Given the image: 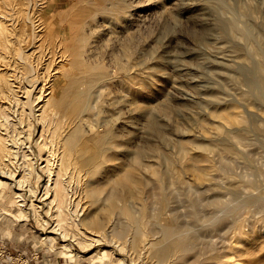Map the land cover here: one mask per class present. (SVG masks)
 <instances>
[{
    "label": "rangeland",
    "instance_id": "374dc122",
    "mask_svg": "<svg viewBox=\"0 0 264 264\" xmlns=\"http://www.w3.org/2000/svg\"><path fill=\"white\" fill-rule=\"evenodd\" d=\"M54 1L56 0H0V11L15 19H34L33 29L43 30L47 43H58L63 53H67L66 62L60 67L61 73L54 79L55 90L51 97L53 108L58 111V115L55 122L49 123L47 127H59L64 141L67 142H64V145L76 166L72 165L75 167L72 169L81 177L79 186L78 182L76 183V189L78 193L83 192L81 195L79 193L81 202L79 200L78 203L82 205L84 216L95 215L108 221L110 215L120 212L117 222L120 223L123 215L126 217L123 221L128 218L129 222L122 221V226L114 223L116 228H113L116 231L113 229V232L114 235L120 233L126 237L127 227L131 223V216L124 212L125 207L129 208L127 204L135 214H138L136 210L139 209L137 203L150 213V207L148 206V209L146 205L154 198L153 191H157V187L153 189L151 186H141L139 191L146 192H140L137 197L134 194L130 196V191L138 187L130 182L128 185L131 189L129 188V191L125 186V190L129 191L126 192L124 186H120L122 175L129 169L134 170L133 175L139 179L154 177L155 180L152 173L154 170H162L160 173L166 171L171 177L176 170V173H181L185 182L191 183L198 182L199 178L195 177L199 167L207 174L217 171L225 175L219 167L220 164L216 162L218 155L213 151L209 152L211 155L201 154L196 146L214 142L212 139L223 134L217 126L224 125L221 114L228 109H235L244 117L247 116V110L254 112L258 130H247L241 148L248 151L253 166L260 169L255 171L248 165L241 164L244 165L242 167L235 164L227 174L231 173V176L238 178L237 186L243 197H250L252 193L254 197L260 191L264 192V132H260V128L264 127V106L255 100L253 102L246 89L247 85L223 77L221 74L229 71L209 62L215 54H236V51L231 52L224 48L223 43L226 41L213 26L216 10H205L203 0H63L64 3L59 6H55ZM184 3L187 6L181 8ZM247 3L254 7L255 19H260V23L264 24V0H245L243 4ZM104 6H108L111 12L101 13ZM198 8L202 9V12H199L201 16H210H206L208 22L205 16L203 22H200L202 17L200 19ZM128 12L130 14L127 16ZM39 21L42 25H39ZM113 23L116 25H112ZM205 27L208 29L205 30ZM210 28L215 29L211 34L208 33ZM11 38L15 39V35ZM219 45L223 46L222 50ZM7 47L0 44V68L5 67ZM64 49L67 51L64 52ZM21 68V76L27 73L34 77L39 72V69H36L32 74L31 68H23L18 63L19 71ZM215 84L221 88L219 94L215 90L212 91ZM214 94L221 96L218 103L211 98ZM11 104L13 115L9 110L11 118L8 130L16 137L17 132L13 131V124L18 122L19 105L15 101ZM151 120H156L154 127L151 126ZM65 129H68L67 133L64 132ZM143 160L146 162L143 163ZM157 161L159 162L156 163ZM212 163L215 164L209 166ZM244 169L255 171L253 175L256 177L253 178V175L248 173H245L244 177H238L237 172H245ZM183 174H186L185 177ZM254 179L258 184L255 183V189L249 184V181ZM29 180L34 187L43 183L39 180V184L38 180L31 176ZM104 184L107 185L104 187ZM23 188L28 189L26 186ZM91 191L96 195H92ZM111 192L115 195L114 205H110L108 198ZM26 193L29 198L30 193ZM235 200L232 201L233 204H238ZM16 204L13 192L9 188H0V264H74L70 263L69 257L61 253V239L44 242L41 239L43 234L40 233L41 221L31 211L16 215L19 212ZM122 205L124 211H120L122 209L119 207L122 208ZM46 217L51 220L50 216ZM163 218V222H168L166 215ZM224 221L228 226V231L222 238L228 243L224 248L225 252L220 251L216 244L213 246L214 250L209 248L208 244H201V259L216 264H264V200H255L244 207L240 206ZM109 239H101L98 244L94 242L91 248L94 249L98 245L112 248L109 260L123 255L128 264L143 263L137 255L134 257L127 248L122 250ZM73 245L77 251L84 249L75 240ZM210 249L215 253H211ZM91 252H85L87 254L81 258V264H90ZM81 253L82 251L78 255ZM6 256L11 258L7 260Z\"/></svg>",
    "mask_w": 264,
    "mask_h": 264
},
{
    "label": "bare ground",
    "instance_id": "6f19581e",
    "mask_svg": "<svg viewBox=\"0 0 264 264\" xmlns=\"http://www.w3.org/2000/svg\"><path fill=\"white\" fill-rule=\"evenodd\" d=\"M197 1L199 2V0ZM244 1L245 0H243V2H241V0H203L205 10L217 11L215 16H213L215 18L213 26L218 29L220 32L218 34L226 41V43H223L225 44L224 48L231 52L236 51V54H215L212 58H210L211 56L209 55L211 59L209 62L227 69L229 73L221 72V75L235 81H240V83L243 82L245 86H248L246 89H248V94L253 98V102L255 100L264 106V24L262 21V23H260V19H255L253 12L254 7L249 5L250 2H248L249 4H243ZM184 2H186V0ZM63 3L64 1L62 0L60 4ZM190 4H192V1ZM190 4L188 2L189 6ZM55 6H59V4ZM185 6L187 5L184 3V6L181 5V8ZM201 10L198 8L197 12L200 14V19L202 17L200 22H203L205 15L201 16V13H199ZM178 11L179 9H177V12ZM100 12L104 14L111 12V10L108 9V6H104ZM129 14L130 12L127 13V16ZM206 16V19L210 17L209 15ZM213 17L211 16V18ZM14 19L15 18L8 15V13L0 11V44L8 46V53L7 56H5L8 60L6 58L5 67L0 68V131H3L0 132V188L2 190L9 188L13 192V197L19 209L16 215L20 216L21 213L31 211L41 221L40 224L42 227L40 228V233L43 234L41 239L44 240V242L61 239L60 242L62 243L59 246L61 253L69 257L70 263L74 264H81V258L84 254H87L85 252L88 251H92L90 264H128L123 255L109 260L112 252V248L110 247L98 245L94 249L91 248L92 243L97 242L98 244L101 239L104 240V238H110L109 240L113 241L122 250L127 248L131 254H134V257L137 255L144 264H216V262L201 259L199 245L208 244L209 248L212 247L214 250L215 247L213 248V246L216 244V247H218L220 251H224V248L227 247L228 244L222 239L228 231V226L224 219L234 213L240 206L244 207V205H248L251 202L253 203L255 200H264V192L261 191L257 196L253 197L252 193L250 197H248V195L246 196L247 198L243 197L240 188L237 186V183H239L238 178L233 177L234 175L231 176V173L227 174L235 164H245V166L248 165L253 170L259 168L253 166L252 158L248 155V151L241 148L247 130L254 128L258 130L254 112L247 110V116L244 117L240 115L237 110L228 109L221 114L224 125L217 126L218 129L222 130L223 134L217 138H211L214 142H209L208 144H202L200 142L201 144L196 146L200 151L196 149L195 151H199L201 154L207 155L210 154V151H213L215 155L217 154L218 158L216 162L220 164L219 167L222 169V173H226L225 175H221L217 171H211V173L208 172L209 174H207V172H204V170L199 167L197 176L196 174L194 175L196 176L195 178H199V180L197 183H191L188 181L185 182L181 173H176V170V174L173 172L171 177L166 171L160 173L162 170L158 172V170L156 171L152 167H147L154 170L152 173L156 180L154 177L139 179L133 175L134 170L130 169L126 170L124 174L120 172L123 174L120 186H124V191H126L125 186L128 187V190L129 188L131 189L128 185L130 182L138 187L136 190H129L130 196L131 194L139 196L141 192L139 188L141 186H151L153 189L157 187V191L154 189V198H152L150 202L147 200L149 205L147 204L146 206L150 207V209L148 207L150 213L147 212L146 208L139 207L140 204L138 203L139 209H135L138 211V214L132 212V208L130 209L127 203V207L129 208L125 207L124 211L123 207L125 202H123L124 205H122V208L119 207L122 210H119L127 212V215L131 216L132 224L130 223V225L128 223V233L126 237L121 236L119 232V234L114 235V223L117 222L120 212L113 216L110 215L111 217L108 221L103 218H97L95 215H92V217L84 216L82 205L78 203L79 200L81 202V199L78 198L79 193L81 195L83 192L78 193L76 189V183L81 177L72 169L76 166L74 160L70 156L71 154L69 155V151L67 152V147L64 145L66 141H64L62 137L63 133H60V129L57 126L47 127L58 115V111L53 108L51 97L55 90L54 79L59 72L61 73L60 67H62L61 65L63 62H66L67 53H63L60 44L55 42L50 44L47 43L48 41L46 42L43 36L44 34L42 33L43 30H40V28H38V31L33 29L35 26L34 19L23 17ZM38 23L42 25L41 21ZM203 24L205 25V23ZM10 25H12V27H10ZM112 25L116 24L113 23ZM127 25H129V23ZM205 26H207V24ZM207 29L208 28L205 30ZM210 29L208 33H212L213 28L211 31ZM11 34L15 35V39L11 38L13 37ZM205 37L207 36L205 35ZM54 39L55 38H53V40ZM222 48L223 46L220 49L222 50ZM219 50H217V52L221 51ZM66 51L67 50L64 49V52ZM7 61L12 62L7 63ZM18 63L21 64L23 68L24 66L31 68L32 74L36 69H39V72L34 77L27 73L21 76L22 68L19 71ZM224 82L226 83V81ZM215 85L217 86L218 84ZM216 86L212 87V91L215 90V92L218 93L221 91V88L218 86L216 88ZM215 96L210 97L214 98V102L218 103V99H221V96ZM223 96L225 97V95ZM13 100L19 105L18 122L13 124V131H16L18 135H16V137L12 136L10 134L11 132L9 133L8 130L9 120L11 118L9 110H11V105L14 104H11L14 102ZM227 102L229 103V101ZM15 107L17 106L15 105ZM10 112H12V110ZM24 115L25 117H23ZM155 121L151 120V126L154 127ZM258 127H260V125ZM260 129V132H264V127ZM67 130L65 129L64 132ZM188 147L190 148V146ZM145 162L146 161L143 160V163ZM158 162L159 161L156 163ZM214 164L212 163L209 166ZM241 166L244 167V165ZM246 168L248 169V167ZM253 170H245V172L241 171L240 173L237 172V176L244 177L245 173L253 175L256 171L252 172ZM168 171L170 170L168 169ZM179 171L181 172V170ZM194 173H196V171ZM183 175L185 177L186 174ZM30 176L36 181L38 180V183L39 180H41V182L43 181V183L41 185H35V187L31 186L29 183L31 181L29 180ZM207 176L208 178H206ZM254 177L256 176L253 175V178ZM192 180L194 181V179ZM255 180L256 179L249 181V184L254 186V189L257 184ZM37 182H35V184ZM77 185L79 186V182ZM106 185L107 184H104V187ZM23 186H26L28 189L23 188ZM101 186L103 187V185ZM258 189H256V191ZM27 191L30 193L29 198L26 196ZM93 191H91L92 195L95 194ZM144 191L142 190V192ZM114 192H111L108 197L110 205H114ZM137 192L139 194H137ZM254 195L256 194L254 193ZM235 199L238 204L235 202ZM233 200H235L234 202L236 204H233ZM143 202H145V200ZM132 203L133 202H131V205ZM47 215L48 217L50 216L51 220L46 217ZM165 215L167 216L166 219H168V222L162 221ZM122 217L123 219L126 218L124 215ZM123 219L120 220L121 224H123ZM127 219L124 221H127ZM104 221H107V223L103 224ZM117 223H119V221ZM119 224L118 226H122ZM91 225H98V227L95 228ZM118 229L119 227H117V230ZM219 239L221 240L218 241ZM73 240L84 248L80 250L82 251L80 255H78L80 251L78 250V252L74 248ZM213 250L210 249V252H214ZM218 257L220 258V256ZM217 261H219V259H217Z\"/></svg>",
    "mask_w": 264,
    "mask_h": 264
},
{
    "label": "crops",
    "instance_id": "0c3cea01",
    "mask_svg": "<svg viewBox=\"0 0 264 264\" xmlns=\"http://www.w3.org/2000/svg\"><path fill=\"white\" fill-rule=\"evenodd\" d=\"M61 2H62V0H56L55 5L60 4Z\"/></svg>",
    "mask_w": 264,
    "mask_h": 264
},
{
    "label": "built area",
    "instance_id": "2783aa9c",
    "mask_svg": "<svg viewBox=\"0 0 264 264\" xmlns=\"http://www.w3.org/2000/svg\"><path fill=\"white\" fill-rule=\"evenodd\" d=\"M11 257L10 256H6L5 259L9 260Z\"/></svg>",
    "mask_w": 264,
    "mask_h": 264
}]
</instances>
